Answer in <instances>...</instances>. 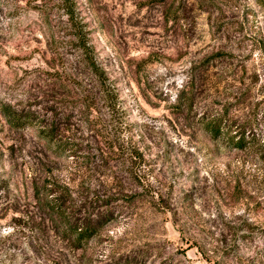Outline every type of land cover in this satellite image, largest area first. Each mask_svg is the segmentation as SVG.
<instances>
[{
  "label": "rangeland",
  "instance_id": "rangeland-1",
  "mask_svg": "<svg viewBox=\"0 0 264 264\" xmlns=\"http://www.w3.org/2000/svg\"><path fill=\"white\" fill-rule=\"evenodd\" d=\"M85 47L114 115L81 95L97 83ZM217 112L264 138V0H0V264H264V166L202 128ZM20 113L81 139L85 183L35 126L12 124ZM108 133L138 149L148 189ZM44 190L64 193L70 220ZM100 208L111 217L77 248L68 221Z\"/></svg>",
  "mask_w": 264,
  "mask_h": 264
},
{
  "label": "trees",
  "instance_id": "trees-1",
  "mask_svg": "<svg viewBox=\"0 0 264 264\" xmlns=\"http://www.w3.org/2000/svg\"><path fill=\"white\" fill-rule=\"evenodd\" d=\"M84 50L82 51L81 57L88 64L89 76L93 80H95V82L97 81V83L95 86H91L89 90L85 91L81 95L85 99H88L89 102L100 100L105 103H108L107 109L109 115H114V106L116 105L117 99L111 91L112 89L109 87L106 74L100 69V67L96 63L93 54L89 53L86 47ZM194 89L195 88L193 86L190 87V94H186L187 98L185 99V101H181L178 96L176 100L177 104H175L173 108L177 111H190V109H192L193 101L195 99V97L193 96ZM182 93L185 94L184 92ZM88 109H91L90 105L88 106ZM203 116L204 118L201 120L202 128L206 130V132H208L212 137L218 140L226 141L228 146H231L233 149H236L238 151H252L256 157V161L264 166V138L260 137V135L256 134L253 131L255 125L253 121L248 120L239 122L236 120H232L231 118H229V116H226V113L224 114V112H217L215 115H206V113H203ZM13 117L14 118L12 120V124H14V126L18 130L35 126L34 128H37V130L39 131L38 137L43 140L47 145L55 146V150L59 151L56 155L57 158H62L63 156L67 157V155L70 156L73 161L72 163L74 164V167H72L71 170H73L75 174L79 173V179H82V181L85 183V180L83 179V177L81 178V175L83 176L84 174L90 173L88 164H84V161H82L81 164L74 162L77 158L74 153H82L84 150L82 147H80V144L78 143V141H81L80 138H76V136H73L72 138L68 137L69 139H71L72 142L68 143L70 142L68 141L64 143V141L62 140L63 137L59 135L58 123L56 121L52 122L46 127H43V125H35V120L37 121L38 119H34V114L23 115L20 113L14 115ZM92 123V120L89 121V125L92 126ZM91 126L89 127L91 128ZM97 132H101L100 127H98ZM78 133H82V131ZM108 136L112 137V143L110 145L105 146V148H107L108 150L115 151L117 155L123 154L125 165L128 166L127 170L129 172L130 178L132 179L134 184L138 185H135L136 188L140 189L141 191H145V188L148 189L150 186L149 184H143L140 182V180L136 181L137 177L145 176L140 173V170L142 169L141 167L137 169H135L136 167H134L138 162L142 160V157L140 156L139 151L135 147V145L133 146L129 141L125 142L124 140H121L119 137L112 135L111 133H108ZM78 158L82 160L88 159L84 157ZM46 177L50 178L51 175H48ZM47 185L53 186L51 183H47ZM101 187V183L99 185L96 184L89 191L93 195L97 193ZM133 192L134 195H129L128 192H126L125 188L122 187L120 188L118 194L133 199V197L137 194L136 191ZM40 194L44 196L45 200L49 199V201H47V203L45 204L54 216L59 218L65 217L66 220H70V218L67 216L71 214V210L73 207H69V204H67L64 198L63 192L44 190V192H41ZM95 216L97 218H104L106 220L107 218L111 217L108 210L104 211V213L102 214L100 208L98 210L97 215H95V213L93 214L92 212V217L89 216L88 218L78 220L76 222L68 221L66 226L69 233L71 234L70 237L75 238L73 239V243L77 248H83L94 238V236H96L98 229L101 226L100 224L102 220L99 222H94V220L92 219Z\"/></svg>",
  "mask_w": 264,
  "mask_h": 264
}]
</instances>
